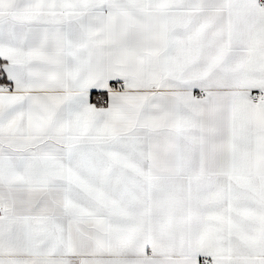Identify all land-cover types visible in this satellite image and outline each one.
I'll return each instance as SVG.
<instances>
[{"label": "snow or ice", "instance_id": "obj_1", "mask_svg": "<svg viewBox=\"0 0 264 264\" xmlns=\"http://www.w3.org/2000/svg\"><path fill=\"white\" fill-rule=\"evenodd\" d=\"M0 79V264H264V0H0Z\"/></svg>", "mask_w": 264, "mask_h": 264}, {"label": "crops", "instance_id": "obj_2", "mask_svg": "<svg viewBox=\"0 0 264 264\" xmlns=\"http://www.w3.org/2000/svg\"><path fill=\"white\" fill-rule=\"evenodd\" d=\"M1 81H4V82H6V80H1ZM100 90H92L91 91V96H90V100H91V102H93V103H95L96 102V96H95V94L97 93V92H99ZM197 92H198V90H196ZM106 95V94H105Z\"/></svg>", "mask_w": 264, "mask_h": 264}, {"label": "built area", "instance_id": "obj_3", "mask_svg": "<svg viewBox=\"0 0 264 264\" xmlns=\"http://www.w3.org/2000/svg\"><path fill=\"white\" fill-rule=\"evenodd\" d=\"M0 83H6V82H4V81H0ZM98 93H99V92H97V93L95 94L96 97H97ZM254 94H257V93L254 91Z\"/></svg>", "mask_w": 264, "mask_h": 264}, {"label": "trees", "instance_id": "obj_4", "mask_svg": "<svg viewBox=\"0 0 264 264\" xmlns=\"http://www.w3.org/2000/svg\"><path fill=\"white\" fill-rule=\"evenodd\" d=\"M3 80V79H0V81Z\"/></svg>", "mask_w": 264, "mask_h": 264}]
</instances>
